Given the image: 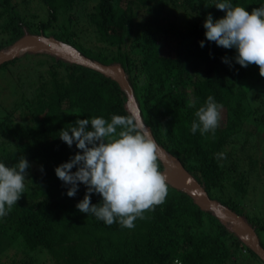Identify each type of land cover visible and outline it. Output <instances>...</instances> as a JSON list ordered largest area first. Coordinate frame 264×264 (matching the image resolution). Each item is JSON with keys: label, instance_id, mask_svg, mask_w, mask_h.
I'll list each match as a JSON object with an SVG mask.
<instances>
[{"label": "trees", "instance_id": "obj_1", "mask_svg": "<svg viewBox=\"0 0 264 264\" xmlns=\"http://www.w3.org/2000/svg\"><path fill=\"white\" fill-rule=\"evenodd\" d=\"M216 2L0 0V49L32 32L55 36L102 63L121 64L157 142L182 161L210 197L243 215L264 246V215L246 207L258 174L264 173V155L256 153L261 120L252 117L254 124L244 135L255 150L241 157H248L249 166L246 161L242 168L225 167L229 159L223 150L239 138L232 129L240 122L241 103L258 90L259 66L243 67L235 61L234 48L207 40L203 25L209 13L214 20L226 14ZM232 2L251 12L264 0ZM12 66L24 70L17 97L0 114V161L11 166L24 156L30 167L24 193L0 218V264H9L4 258L13 251L21 253L14 264H36L32 254L40 251L49 264H264L212 211L168 182L164 202L146 210L134 228L82 213L76 204L86 186L81 183L69 197L55 174L58 165L82 150L69 147L59 131L94 116L124 115L136 122L127 94L110 76L49 52H27L3 62L0 77L14 81ZM209 95L224 109L219 126L214 133L193 134L194 114ZM158 164L162 171L160 159ZM101 199L91 195L93 204Z\"/></svg>", "mask_w": 264, "mask_h": 264}, {"label": "clouds", "instance_id": "obj_2", "mask_svg": "<svg viewBox=\"0 0 264 264\" xmlns=\"http://www.w3.org/2000/svg\"><path fill=\"white\" fill-rule=\"evenodd\" d=\"M225 11V16L214 20L211 13L204 21L205 36L218 46L235 49V61L243 67L250 63L259 66L264 76V3L249 12L232 0H217L214 4ZM205 44L200 41L201 47ZM222 60L227 63L228 58ZM220 105L209 95L195 112L191 132L201 135L215 132L221 119ZM59 137L78 151L55 168L56 176L67 186V195L74 197L80 184L86 186L84 198L76 207L88 216H94L107 225L119 223L134 228V221L143 218L146 210H154L168 195L166 176L160 171L159 145L132 118L113 114L110 120L103 116L77 119L69 128L59 131ZM29 161L21 156L11 166L0 161V218L17 204L24 193V181ZM75 171H72L73 168ZM101 196L93 204L91 195ZM174 264H181L176 260Z\"/></svg>", "mask_w": 264, "mask_h": 264}, {"label": "water", "instance_id": "obj_3", "mask_svg": "<svg viewBox=\"0 0 264 264\" xmlns=\"http://www.w3.org/2000/svg\"><path fill=\"white\" fill-rule=\"evenodd\" d=\"M24 52H49L65 60L96 69L116 80L127 94L126 106L136 123L144 126V130L157 142L150 126L143 120L134 89L121 64L102 63L85 56L76 47L57 39L55 36L29 32L16 40L9 48L0 50V64L18 57ZM157 144L160 151L159 159L164 166L162 173L166 176L167 182L187 192L202 209L212 211L222 223L228 225L239 236L245 245L264 260V246L261 244L260 237L253 225L243 215L223 205L217 199L210 197L206 188L184 166L182 161L161 144L158 142Z\"/></svg>", "mask_w": 264, "mask_h": 264}, {"label": "rangeland", "instance_id": "obj_4", "mask_svg": "<svg viewBox=\"0 0 264 264\" xmlns=\"http://www.w3.org/2000/svg\"><path fill=\"white\" fill-rule=\"evenodd\" d=\"M32 33V32H30ZM11 46V45H10ZM10 46H5L2 49H7ZM1 50V49H0ZM27 52L22 53L20 56L25 55ZM19 56V57H20ZM252 64V63H251ZM255 64V63H253ZM256 65H254L255 67ZM256 68V67H255ZM21 70H24L22 66H12V71L9 73L14 74V77L12 78L14 81H9L10 79L7 78V76L0 77V114L3 113L2 109L5 104L13 100V98H16L17 91H19L20 87V78H18L19 73ZM0 71H3V68L0 69ZM7 74V73H6ZM257 75H259L261 78L260 84H258L256 87L258 90H253L252 98H246L243 100L242 104V111L240 114V122L237 123L233 129L232 133H237L238 139L233 142L232 144L225 147L223 150L225 151V155L228 156V162L224 165L228 168H242V166H246L245 162L247 161V166H249L248 157L247 160L244 161V157L247 155L250 156V154L255 153V150H251L253 148L250 144H245V138L244 135L247 131L253 126L252 117H256L259 121L261 120V124H259V127H261L257 133V139L260 142L259 147H256V153H259L261 156L264 155V100L262 99V94L264 92V76L260 75V71L258 70ZM257 92V93H256ZM264 96V95H263ZM234 103H237L236 100H234ZM252 109V110H251ZM255 109L254 114L253 111ZM251 112L249 113V111ZM222 112L224 109L221 110ZM2 115V114H1ZM0 115V116H1ZM234 115V114H233ZM240 139V140H239ZM251 146V148L249 147ZM242 149H245L246 152H243ZM244 153H248L247 155H243ZM243 157V159H241ZM261 162H264V158L261 159ZM243 163V164H242ZM258 181L255 182V186L257 185V189L251 193L250 199L252 200L250 203L246 205L247 209L250 211H260L264 215V173L263 171L258 174V178L256 179ZM14 252V251H13ZM11 253L12 257H5V263L14 264L13 260L16 258L17 262H19L21 253ZM34 256L32 259H35L36 264H40L42 262L48 261V256L44 252H36L35 254H32ZM31 258V257H30Z\"/></svg>", "mask_w": 264, "mask_h": 264}]
</instances>
